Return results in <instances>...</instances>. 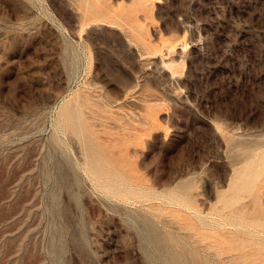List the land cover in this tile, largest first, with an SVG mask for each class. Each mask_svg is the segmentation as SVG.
<instances>
[{
  "label": "rangeland",
  "instance_id": "rangeland-1",
  "mask_svg": "<svg viewBox=\"0 0 264 264\" xmlns=\"http://www.w3.org/2000/svg\"><path fill=\"white\" fill-rule=\"evenodd\" d=\"M220 219L264 250V0H0V264H232Z\"/></svg>",
  "mask_w": 264,
  "mask_h": 264
},
{
  "label": "bare ground",
  "instance_id": "bare-ground-1",
  "mask_svg": "<svg viewBox=\"0 0 264 264\" xmlns=\"http://www.w3.org/2000/svg\"><path fill=\"white\" fill-rule=\"evenodd\" d=\"M75 125H76V122H75ZM70 129H72V128H70ZM87 157H88V155H87ZM92 157H91V159H87V158L86 159H87V162H88V167H90L91 169H95L94 168V164L92 162V160H93ZM122 168H124V167H122ZM115 176L121 178L120 180L115 178V181L118 182L119 187L122 188V190H127L130 187L128 185V182H129V179H130L129 176L122 175L121 173H118L116 171H115ZM256 193H254L253 196H252L253 200H255V199L257 200V195L259 194V192H258L257 195H256ZM259 196H260V194H259ZM252 198L249 201H247L248 202V205L251 204V205H249L250 207H247L246 208L247 209V212L251 211L249 209H252V207H253V204L254 203L252 201ZM256 200H255V204L257 202ZM258 200H260L259 197H258ZM247 202L241 203V204L237 205L235 208L230 209V211H228L226 213L227 214H242L243 211H244V209H245L244 207L247 205ZM255 204H254V207H256V208L253 211H255L257 209V206H255ZM258 206H260V204ZM261 210H262V208H261ZM257 212H260V211L258 210ZM244 213H246V211H244ZM204 224H206L205 221H204ZM209 224H211L213 226V228L217 227V235H213V234L207 233L206 231H204L203 227L201 225H198L197 223H194L192 225H188L187 226L192 231L191 232V235H189V236L193 240V243L195 245V250L196 251L202 250V251H204V252L212 255L213 257L221 258L223 261H226V262H229V263H232V264L238 263L241 260V258H244V259H248V258H252V257H259L260 258V256H262V257L264 256V250L263 249L260 250V251H257V252L256 251L255 252L250 251L248 253H243V254L240 253V252L238 253L236 251V250H238L239 248H242V247L252 246V243L249 241V239L248 240L247 239L246 240H243L242 237H241L242 239L239 237V235H238V233H239L238 232L239 231L238 230L239 229L238 228V225H233L232 226L233 227L232 229H227V227H226L227 221L225 219H220L216 223L213 222V223H209ZM177 226H178V224H177ZM178 229H180V228H178ZM254 247H256V246L254 245ZM256 249H257V247H256ZM181 258H183V257L181 256ZM244 259H242V260H244ZM252 259H254V258H252ZM184 264H186V262ZM194 264H201V261L199 262V260H196ZM205 264H206V261H205Z\"/></svg>",
  "mask_w": 264,
  "mask_h": 264
}]
</instances>
